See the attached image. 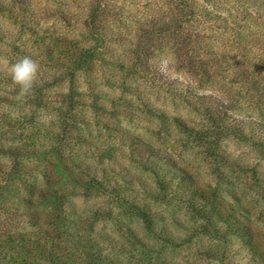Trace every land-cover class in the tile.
Listing matches in <instances>:
<instances>
[{"label": "rangeland", "instance_id": "obj_1", "mask_svg": "<svg viewBox=\"0 0 264 264\" xmlns=\"http://www.w3.org/2000/svg\"><path fill=\"white\" fill-rule=\"evenodd\" d=\"M0 2V99L8 102L7 96L18 95L8 68L31 47L30 57L40 65L34 83L39 88L59 86V80L60 86L68 87V68L63 67L59 54L64 45L73 50L82 48L81 52L93 51L94 61L88 70L76 74L79 90L73 93V97L80 94V107L98 101L97 107L85 110L77 131L82 136L80 142L68 145V136L59 134L54 110L58 104L46 113L40 106L24 107L25 111L37 110L36 125L27 131L20 129L25 137L41 131L38 138L47 135L48 139L61 140L63 161L57 163L54 187L48 189L65 197L64 212L74 227L84 230L83 240L95 243L113 264H259V255L264 257V0ZM7 4L18 5L25 18L17 20L14 10L7 12ZM42 40L44 46L40 45ZM35 42H39L37 46ZM121 62L137 74L125 71L119 77L112 76ZM139 67L145 70L140 72ZM63 87L54 92H63ZM50 97L52 102L61 99L59 107L66 109L61 96ZM220 108L230 122L238 124L237 132L215 129L217 124H212L211 115L222 111ZM5 109L8 111L7 103L0 102V111ZM174 118L183 126H176ZM4 134L8 140L17 136L7 131ZM121 135L133 137L172 159L193 179L194 189L232 205L238 211L233 213L235 219L242 214L238 209L246 207L241 220L255 233L260 254L229 234L234 220L227 218L220 225L228 230L221 241L210 240L201 228L207 221L203 214L197 219L179 200L170 205L159 198L154 202L156 190L152 185V192L145 189L151 178L139 171L127 144L117 145ZM2 143L0 166L14 158L6 149L16 147L10 141ZM43 143L39 140L40 145ZM71 150L79 153L77 166L71 162L75 155ZM101 150H114L102 166L97 165ZM103 158L108 156L104 154ZM32 160H27L28 166L34 168L37 162ZM251 170L261 188L249 180ZM106 174L119 185L126 201L131 197L145 199L142 203L151 207L159 235L151 236L158 241L150 255L141 254L129 234L133 230L138 238L148 241L136 217L119 215L108 196L94 193L90 178L95 175L101 180ZM197 205L196 215L200 209ZM48 207L43 201L35 205L40 212ZM21 211L14 205L9 212L12 215L0 216L1 228L17 223L20 216L14 213L20 215ZM133 246L136 253L131 256L129 249ZM75 249L71 253L76 259L79 244Z\"/></svg>", "mask_w": 264, "mask_h": 264}, {"label": "trees", "instance_id": "obj_2", "mask_svg": "<svg viewBox=\"0 0 264 264\" xmlns=\"http://www.w3.org/2000/svg\"><path fill=\"white\" fill-rule=\"evenodd\" d=\"M0 6H2L1 2ZM4 7L8 8L9 6L7 4ZM9 8L7 12L11 13L10 10H14V14L16 13V16L18 15L17 20L25 18L18 5L14 4V7L12 5ZM2 10L1 7L0 12H2ZM17 11L20 12V14L17 13ZM28 11L31 12V9H28ZM94 11H96V6ZM60 40H64V38H58L57 41ZM38 43L36 44L35 42L36 46ZM44 44L43 40L40 41L41 46H44ZM46 47L47 46L44 48ZM32 49L33 47H31L28 52L30 53ZM81 51H83L82 48L78 50L75 47V50H73L70 45H64V49H61L59 52L63 59V67L68 68V87L60 86L62 80L58 81L60 83L59 86L48 85L39 88L37 84H34V89L31 94L26 97L16 99L15 97H17V95L14 93L11 96H7L9 99L8 102L7 99H0L1 103L3 102L5 105L7 103L8 108V111L6 109L0 111V150L3 149L4 144L2 142L4 141H10L12 145H16V147H8L6 149L7 155L10 157L13 156L14 158L8 162L2 163L0 166V216L3 215L7 217L8 215H12V213L9 212L13 210L14 205L20 206L22 209L20 215L14 213V216H20L18 217L17 223L12 225L7 224L4 228L0 226V264H105L106 261L107 264L114 263L113 260L102 256V253L97 249L95 243L91 245L83 240L82 234L84 230H79L74 227L66 216L67 214L64 212L65 197H63L62 194L56 193L54 189H48L54 187V185H52L54 170L57 163L63 161L61 155L64 149L61 147V140L54 138L48 139L46 137L47 135H42L41 138H38L37 135L40 134L41 131L36 134L30 133L29 137H25L20 130L23 129V131H27V128H33L36 125L34 114L37 110L25 111L24 109L26 108L24 107H31L33 105L34 108L36 107L38 109L40 106V108H44L46 113V110L50 106L58 104L57 107H54V110L57 112L55 120L56 123H58L59 134L62 137L64 135L68 136L67 138L64 136L69 142L68 145H70V143L73 144L75 141L80 142L82 136L77 134V131L80 128L81 120L86 112L85 110L93 109L97 107L98 104V101L95 99L91 105H87L85 108L80 107V99H77L80 97V94L73 97V93L79 90V86L76 82V74L85 69L87 71V67L94 61L92 60V50ZM29 53L25 55L21 54L20 56H30ZM119 64V67L115 69V73H112V76L119 77V74L123 75L125 71H127L126 74L129 72L133 75L137 74L134 72L133 67H125L122 62ZM144 70V68L139 67L140 72ZM113 80L116 81L118 79L113 78ZM114 81H112V86ZM60 87H63L64 91L56 94L54 92L55 88ZM50 95L61 96V98H63L62 100L66 102V109L59 107L62 103L61 99H53L52 102ZM220 109L222 111H216L211 115L212 124H217L215 129H218L219 132H237L238 124L235 123V121L230 122V119L224 115V108ZM158 117L163 119L161 114H159ZM173 121L176 126H183L179 119L174 118ZM17 127L19 128V132ZM13 130H15L16 133H13ZM5 131L13 135L17 134V136L14 135L12 140H8L4 137ZM39 140L44 142L43 145L39 144ZM139 142L140 141L133 137L121 135L117 145H123L125 147L127 144L134 156V160L137 162L139 171H142L151 178L148 187L144 188L150 190V192L156 190V192L153 193V196L156 197L153 198L154 202L159 198V201H162L161 203L170 205L172 201L179 200L186 204L190 211L195 213L197 219H202L200 215L203 214L207 223L205 222L201 228L203 234L210 237V240L221 241L225 235L224 233L228 232V230L222 228L220 225L223 224L227 218L234 220L236 223L230 228L229 234L240 239L244 245L251 248L250 250L255 248L257 253L260 254V251L257 250L260 248L257 243L254 242L255 233L250 229L249 225H246L241 220L247 212L246 207L238 209L242 214L240 219H235L233 213L238 211L233 209L232 205L218 202L213 196L204 195L201 189H194L195 182L193 179L172 159L160 156L157 154L158 151L154 150L151 146ZM112 151L114 150H101L98 155L99 160H97V165L102 166L104 160H109V155ZM72 153L75 154L73 158H71L72 164L79 165V163H77V160H79V153L71 150V154ZM104 154L107 155L108 158L104 159ZM29 159H33L37 162L36 167L32 168L33 166H28L29 161L27 160ZM29 172H33L35 175L30 177L28 176ZM253 173L254 171L251 170V174ZM255 175L256 174L251 175L249 180L258 185L260 181L256 180ZM106 176L105 179L101 180L95 175L90 178L89 182L95 190L94 193L108 196L112 204L111 207L118 210L119 215L130 216L131 214L136 217L137 221H139L147 233L148 241L146 242L138 238L136 236L137 233L133 230H131L129 234L133 236V240H136L135 245L139 246L140 253L144 254V256L150 255L155 246V242L158 241L151 236L153 235L155 237L159 235L156 233L157 227L156 224H154L155 215L151 207L146 205V203H142L145 199L139 200L129 197L130 201H126L116 181L110 178V174H106ZM158 181H160L162 185L173 187V190L177 193L167 186L161 187ZM150 185H152V190ZM260 185L258 186L261 188ZM47 200L51 202L49 203ZM40 201L49 205L48 209L42 210V212L36 210L35 205ZM196 204H198L197 207L199 206L200 208L197 215L194 208ZM32 207L33 211H30ZM111 207L109 211H111ZM207 210L209 211L208 214H206ZM108 214L109 213L106 212L105 216H108ZM230 215L233 218L229 217ZM214 217L215 221L213 219ZM88 232L92 233L93 231ZM257 236L258 234H256V237ZM76 243L79 244L80 253L75 255V259L71 251L76 250ZM173 247L176 248V245ZM129 250H131V256H134L136 253L134 246ZM259 258V264H264V257L262 254L259 255Z\"/></svg>", "mask_w": 264, "mask_h": 264}, {"label": "clouds", "instance_id": "obj_3", "mask_svg": "<svg viewBox=\"0 0 264 264\" xmlns=\"http://www.w3.org/2000/svg\"><path fill=\"white\" fill-rule=\"evenodd\" d=\"M39 72L40 65L30 56H24L10 64L8 75L11 83L18 90L16 99L31 94Z\"/></svg>", "mask_w": 264, "mask_h": 264}]
</instances>
